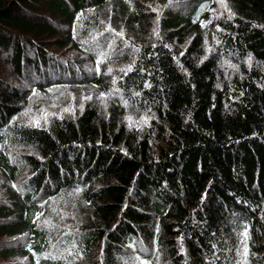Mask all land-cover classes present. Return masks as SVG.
<instances>
[{
	"label": "trees",
	"instance_id": "1",
	"mask_svg": "<svg viewBox=\"0 0 264 264\" xmlns=\"http://www.w3.org/2000/svg\"><path fill=\"white\" fill-rule=\"evenodd\" d=\"M225 1L0 0V264H243L245 226L264 264V0ZM66 85L93 90L75 117L23 115Z\"/></svg>",
	"mask_w": 264,
	"mask_h": 264
},
{
	"label": "rangeland",
	"instance_id": "2",
	"mask_svg": "<svg viewBox=\"0 0 264 264\" xmlns=\"http://www.w3.org/2000/svg\"><path fill=\"white\" fill-rule=\"evenodd\" d=\"M215 4L216 6L213 11V19L222 15H229L230 10L226 1L225 4L227 5V8L221 5L220 0H215ZM218 30L219 27L217 26V24L212 21L210 25L209 35L206 41V49H213V45L217 41L215 37L217 35ZM107 35L108 34L105 35V33L99 35L96 41H110V37ZM107 46L109 50L114 49L113 41L107 42ZM117 48V50H113L111 52L117 51L116 53H121V57L116 60L111 58L104 72V75H106V77L110 80L115 79L116 76L122 72L121 69L127 70L134 57V53H132L131 50H125V47ZM183 48L184 47H182V49ZM126 54L129 55L126 56ZM248 65H250V62L248 63ZM220 68L223 80L230 83L232 79L240 73L241 64L224 60ZM109 69H111V72H109ZM92 95L93 90L88 88H75L69 87L67 85L66 87L58 88L51 92L49 96L39 97L38 99H36L37 101H33L30 104H26V112H28L29 109L31 110L27 116L28 120L31 124H34L33 121L39 119L40 123L44 124L46 123V121H48L50 117L59 114H64L68 117H75L78 113L82 111L85 101L89 100L87 99V97L92 98ZM101 101L104 102V99L101 98ZM65 109H68V111H65ZM125 120L134 128H139L145 123L144 117H135L129 114L125 116ZM5 183L6 182L4 181V179L0 176V198H2L5 193ZM76 220H78L79 222V218L76 217L74 218V220H72L66 216H58L57 210L55 208H52L50 210L49 216L44 219L43 223L48 225L53 231H55L58 228L67 229L68 227H71V222Z\"/></svg>",
	"mask_w": 264,
	"mask_h": 264
},
{
	"label": "snow or ice",
	"instance_id": "3",
	"mask_svg": "<svg viewBox=\"0 0 264 264\" xmlns=\"http://www.w3.org/2000/svg\"><path fill=\"white\" fill-rule=\"evenodd\" d=\"M220 3H221L222 6H224L225 8H227V5L225 4V0H220ZM229 16H231V13H229ZM108 30L115 32V30L114 29H111V28H109ZM115 35H117V36H123V33L122 32H115ZM157 35H159V33H157ZM137 51H138V49H137ZM100 55L103 56V55H105V53L101 52ZM131 67L132 66L129 65L127 71H131ZM121 71L122 72H125V74H126L125 69H121ZM109 72H111V69H109ZM113 82H115V81H113ZM103 95L104 94H101L102 97H103ZM136 95H139V93H136ZM87 99H91V97H87ZM30 111L31 110L29 109V111L23 113V115L24 116H28V114H29ZM65 111H68V109H65ZM45 119H46V117H45ZM33 123L35 124L36 127H40V120L39 119H36L35 121H33ZM242 236H243L244 239H242L240 241V248L237 249V252L241 256V259L243 260V264H247V256H248V253H249V247H248V244H247V240L250 238L249 237V229L247 228V226H245V231L242 233ZM241 249H242V251H241ZM66 251H69V249H66ZM62 254L63 253H60V255H62Z\"/></svg>",
	"mask_w": 264,
	"mask_h": 264
}]
</instances>
